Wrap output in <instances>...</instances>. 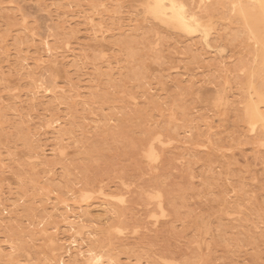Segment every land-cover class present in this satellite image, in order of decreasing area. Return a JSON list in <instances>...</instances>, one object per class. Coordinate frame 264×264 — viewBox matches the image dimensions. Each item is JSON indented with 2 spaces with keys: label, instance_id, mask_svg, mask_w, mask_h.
I'll return each mask as SVG.
<instances>
[{
  "label": "rangeland",
  "instance_id": "374dc122",
  "mask_svg": "<svg viewBox=\"0 0 264 264\" xmlns=\"http://www.w3.org/2000/svg\"><path fill=\"white\" fill-rule=\"evenodd\" d=\"M254 108L256 0H0V264H264Z\"/></svg>",
  "mask_w": 264,
  "mask_h": 264
},
{
  "label": "bare ground",
  "instance_id": "6f19581e",
  "mask_svg": "<svg viewBox=\"0 0 264 264\" xmlns=\"http://www.w3.org/2000/svg\"><path fill=\"white\" fill-rule=\"evenodd\" d=\"M256 1H258V3H259V7L264 11V0H256ZM243 16V15H242ZM248 28V27H247ZM256 32L258 31V27H254L253 28ZM257 42V41H256ZM41 83V85H42V82H40ZM251 86V85H250ZM47 88L46 87H44V90H46ZM249 100V99H248ZM249 103V102H248ZM252 110V109H251ZM251 117L252 118H255V119H258L260 122H261V124H262V126L264 127V117L263 116H261L260 114H259V112L258 111H256V109L254 108V111L251 113ZM262 142V141H261ZM70 228L72 229V228H74V226L71 224L70 225ZM77 240H73L72 241V243L73 244H75V242H76ZM81 254V253H80ZM93 259H97L98 260V256H93L92 257Z\"/></svg>",
  "mask_w": 264,
  "mask_h": 264
}]
</instances>
